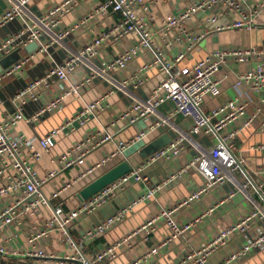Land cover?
Returning <instances> with one entry per match:
<instances>
[{
    "label": "built area",
    "instance_id": "obj_1",
    "mask_svg": "<svg viewBox=\"0 0 264 264\" xmlns=\"http://www.w3.org/2000/svg\"><path fill=\"white\" fill-rule=\"evenodd\" d=\"M30 1L11 0L9 8L0 16V26L16 20H21L23 23V27L17 33L5 38L0 43V59L16 49L23 50L30 43H37V49L4 70L0 77L23 72L36 54L47 53L53 44H62L63 40L79 26L93 21L98 16H106L111 11L120 17L107 31L97 32L96 36L82 48L69 52L61 63L54 64L44 77L34 80L18 92L12 100L16 103L14 113L10 116L0 117V256L5 257V260L8 257H21L14 264H35L23 260L24 258L59 260L58 264H101L114 260L120 247L128 244L140 234L148 236L155 230L158 223L163 222L168 230L166 237L157 245L145 248L140 256L129 263L145 264L176 240L185 236L192 226L203 217L212 214L216 205L210 207L201 217L186 223H179L177 220L176 216L180 209L188 207L209 191L226 182L233 185L251 202L252 208L236 222L227 226L218 225L215 234L207 242L192 248L189 253L174 264H210V257L231 242L235 234L245 236V240L238 250L228 255L220 264L238 263L246 259L252 252L263 250L264 167L248 172L244 170L245 160L240 155L235 156L234 154L235 139L244 129L254 126L259 115V108L255 107L254 111L248 114V107L253 104L251 100L244 102L239 98H228L217 108L206 111L204 101L207 98L218 99L221 96L222 85L230 75L229 69L226 68L231 67L232 62L241 67L237 73H233V87L237 89L246 87L256 95L261 94L264 91V46L223 45L191 65L182 64L186 62L187 57L198 43L212 33L229 30L250 31L254 22H260V17L264 13V0H168V3H179L181 7L176 10L177 13L161 18V30L157 33L148 24L152 20L151 9L155 7L157 0H96L94 6L77 23L60 30L57 28L61 19L69 14L81 0H63L60 4L51 6L45 16L29 15L28 18L26 5ZM227 14L235 17L232 20H225ZM198 15H203L204 22H207L201 33H196L188 26V22ZM42 30L48 31L50 35L48 42L44 44L39 40ZM172 31L177 33L175 41L180 37H185L187 45L184 50L175 54L173 60H169L164 52L155 47L154 40L161 32L166 37ZM129 35L137 36L132 46L110 57L101 64V67L91 66V60L98 56L99 50L103 46L110 42L117 44ZM169 45L170 43L167 44V46ZM144 51L152 53L153 59L149 63L139 66L128 80L113 84L118 90L127 93L130 87L136 89L143 85L144 75L147 71L157 69L164 77L154 88L152 99L140 101L132 98L133 102L128 110L108 124L101 125V130L92 132L64 154L55 158L54 162L59 169H67L75 165L83 166L85 157L92 150L104 143L113 142L115 144L113 152L104 156L98 163L85 167L86 169L78 176L64 183L49 197H46L42 192V187L46 181L54 178L56 173H48L45 179L38 176L34 164L39 162L41 154L35 149V140L15 134L14 127L22 120L33 122L41 116L53 113L63 104L66 97L77 95L79 89L89 85L95 76L104 78L107 76V72L125 70ZM87 64L92 67L94 72L82 77L78 84L71 83L70 76L80 65ZM222 70L224 72L221 77H217V74ZM53 82L59 83V95L47 101L33 116L26 118L23 115L22 106L26 101H37L40 98V89ZM106 98L107 96L104 95L93 102L84 104L75 116L60 127L49 131L44 138L38 139L40 147L47 152L53 148L58 135L85 126L98 110L107 108ZM165 102L171 103L172 110L167 116H162L158 107ZM258 103L264 104V96L259 98ZM175 116L191 121L189 133H183L175 128L176 135L171 138L167 146L145 159L135 169H131L128 174L89 200L80 202L81 205L78 207L69 210L63 209L64 199L71 195L76 198L82 188L83 180L96 175L99 171L109 170L115 166L119 163V159L126 158L125 153L132 147L142 142L145 143L151 137L155 138L168 132L161 130L171 129L173 127L171 120ZM152 117L155 119L151 120ZM140 120L146 124L144 129L138 130L127 141L114 142L112 133L114 128L120 127L126 122L134 126ZM259 127L264 129V122L259 124ZM195 135L213 138L214 141L208 148H203L197 142L190 141L197 153L175 174L169 175L161 184L147 190L145 195L117 210L92 229L84 231L77 240L71 237L69 231L80 217L94 212L130 182L146 183L147 177L143 175L145 166L157 161L177 158L184 151L189 138ZM250 150L264 154V144L257 143L250 147ZM188 171L198 173L202 177L203 185L201 187L191 191L176 205L160 210L139 229L132 231L121 241L105 247L101 252L87 253L82 250L84 242L105 234L114 225L122 222L132 212L135 205L155 197L163 186ZM240 177H243V181H240ZM78 185L81 187L77 189ZM250 187L259 194V202H255L248 194ZM232 196L231 192L227 199ZM56 199L59 203L52 205L50 200ZM42 208L49 211L47 218L41 219L38 215ZM12 226L21 230L24 226L27 230L25 237L28 247L21 256L15 252L10 253L8 250L9 244L18 237L16 232L8 230ZM53 233L61 235L72 254L58 257L45 251L43 244Z\"/></svg>",
    "mask_w": 264,
    "mask_h": 264
},
{
    "label": "crops",
    "instance_id": "obj_2",
    "mask_svg": "<svg viewBox=\"0 0 264 264\" xmlns=\"http://www.w3.org/2000/svg\"><path fill=\"white\" fill-rule=\"evenodd\" d=\"M63 0H31L26 5V10L29 15L35 17L45 16L51 6L60 4ZM168 0H157L155 7L151 9L150 15L151 22H148L152 30L157 33L161 30L160 20L168 15L177 13V9L181 7L179 3H168ZM96 0H81L77 6L67 15H65L57 30L61 28H69L82 18L94 4ZM10 0H0V16L10 6ZM120 16L111 11L106 16H98L91 22L79 26L67 38L63 40L62 44H53L47 53L36 54L33 60L26 66L21 73L8 77H0V117L10 116L16 109V103L13 97L23 90L26 86L31 84L34 80L44 77L49 69L54 65L61 63L71 51H76L86 45L99 31H107L111 25L118 20ZM235 16L231 14L226 15V19L232 20ZM203 15H198L188 22V26L196 33H201L204 30V25L207 22ZM23 27L21 20L12 21L8 24L0 26V43L7 37L17 33ZM175 35V36H174ZM177 33L172 31L166 37L161 32L154 40L155 47L160 49L166 55L167 59L173 60L175 54L184 50L187 45L185 37H180L175 41ZM137 36L129 35L124 40L116 43L110 42L108 45L103 46L98 53V56L93 58L90 62L94 68L101 67L102 63L110 57L121 53L129 46H132ZM50 38L49 32L42 30L39 40L42 44L48 42ZM170 43L169 46L167 44ZM223 45L235 46H264V13L260 17V22H254L253 28L250 31H237L229 30L221 33H212L201 40L194 48L191 54L187 57L186 62L182 65H191L196 60L202 59L207 56L212 50ZM20 58L28 56L29 53L25 49L20 50ZM153 59V54L147 51L141 52L125 70L107 72V76L96 77L89 84L81 87L77 95H71L65 98L63 104L51 114L41 116L36 121L27 122L20 121L14 127V133L17 135H24L26 138L34 139L35 149L40 152L41 159L34 164V169L41 179H45L48 173L55 172L56 176L44 184L42 192L46 197L59 188L66 182L71 181L84 171L87 166H92L98 163L107 154L115 150L113 142L104 143L102 146L92 150L86 157L83 166H72L67 169H59L55 164L54 159L64 154L73 145L79 143L86 136L94 131L101 130V125L108 124L114 118L121 115L128 110L133 102L132 98L140 101H147L152 99V92L154 88L161 82L163 75L157 69H151L144 75V83L139 88H129L128 92H122L113 83H121L132 77L133 73L144 63H149ZM92 67L87 65H80L74 74L70 76V82L78 84L82 77H86L93 73ZM229 69V78L224 82L221 89V96L218 99L207 98L204 101V109L206 111L217 108L228 98H239L240 101L247 102L251 100L253 104L248 107L247 113L250 114L254 111L255 107L259 108V115L256 119L254 126L244 129L234 141V154L240 155L245 160L244 170L251 172L257 168L264 167V154L250 150V147L257 143L264 144V129L259 127V124L264 122V104L258 103L261 96H264V91L256 95L246 87L239 89L233 87L234 76L241 69L239 65L231 63ZM225 70V69H224ZM219 72L217 77H221L222 73ZM111 80V81H109ZM110 83V84H109ZM60 93V86L58 82H53L48 86L40 89V98L37 101H26L22 106L23 115L27 117L33 116L47 101L54 99ZM106 95L107 108L98 110L94 117H91L89 122L83 127H77L71 132H65L55 138L54 146L49 151H44L38 139L44 138L49 131L60 127L68 119L78 113L84 104L95 101L96 99ZM172 110V105L165 102L158 107V111L162 116H167ZM155 118L152 117L151 120ZM172 126L164 128L161 131L166 132L171 138L176 135L175 128L183 133H189L191 121L183 119L180 116H175L171 120ZM145 122L140 120L136 125H129L127 122L120 127L113 129L114 142L127 141L131 139L138 130L144 129ZM163 134V133H162ZM160 134V135H162ZM159 135V136H160ZM156 136L155 138L159 137ZM155 138L151 137L145 143H140L129 149L125 156L126 158L119 159V163L126 161L130 164L131 169H135L143 161L138 156V151L147 143ZM184 151L174 159L167 161H157L154 164L145 166L143 175L147 177L146 183L130 182L124 189L117 191L113 196L105 201L94 212L83 215L70 229L69 233L74 240L80 238L84 231L92 229L101 221L113 215L117 210L135 202L138 198L145 195L147 190L155 188L161 184L166 178L175 174L178 169L188 162L197 151L193 143L200 144L203 148H208L210 143L214 141L213 138L191 136ZM191 141V142H190ZM191 143V144H190ZM118 164V163H117ZM116 164V165H117ZM107 169L99 171L96 175L88 177L81 182L82 187L89 182L100 176ZM243 179V178H242ZM203 185V179L198 173L186 172L181 174L178 178L163 186L155 197L139 202L134 206L132 212L125 217V219L114 225L105 234L93 240L84 242L82 250L87 253L101 252L105 247L113 245L121 241L132 231L139 229L147 220L154 217L160 210L170 208L176 205L180 200L184 199L189 193ZM81 186H77V189ZM233 196L229 197V193ZM248 194L255 202H259V194L253 188H249ZM68 196L64 199V205L68 209L78 207L80 202L77 198ZM71 197V198H69ZM53 205L58 204L59 201L50 200ZM216 205L212 214L203 217L199 222L192 226L191 230L182 238L176 240L171 246L162 250L151 261L145 264H174L178 260L190 252L192 248H196L207 242L214 234L218 225L227 226L236 222L243 214H246L251 208L252 203L249 202L235 187L229 183H225L215 189L209 191L201 199L193 202L188 207L180 209L177 214L179 223L191 222L195 218L201 217L210 207ZM41 219L47 218L49 211L42 208L38 213ZM38 216V217H39ZM35 218H37L35 216ZM29 223V222H28ZM27 225V222H25ZM17 229L15 226L9 227L10 232H16L17 238L8 246L9 252H15L18 256L27 249L26 243L27 230L24 226ZM168 230L163 222L155 226V230L148 236L140 234L138 237L133 238L128 244H124L116 252V257L112 261H106L101 264H129L138 256L141 255L143 250L150 246H155L160 243L167 235ZM250 234V233H249ZM145 239H147L145 241ZM245 240V236L237 234L231 242L224 248L215 252L209 260L210 264H220L224 262L225 258L231 253L240 248ZM45 251L49 254H54L58 257H63L72 254L68 245L61 238L59 233L51 234L43 244ZM21 257H8L0 256V264H14L20 260ZM23 259V258H22ZM28 262L35 264H58L59 260H35L31 258H24ZM264 262V249L252 252L246 259L234 264H261Z\"/></svg>",
    "mask_w": 264,
    "mask_h": 264
},
{
    "label": "water",
    "instance_id": "obj_3",
    "mask_svg": "<svg viewBox=\"0 0 264 264\" xmlns=\"http://www.w3.org/2000/svg\"><path fill=\"white\" fill-rule=\"evenodd\" d=\"M27 53H31L37 49V43H30L25 48ZM20 50L16 49L9 55L0 59V74L15 64L20 59ZM171 141V137L168 133H163L159 137L155 138L151 142L144 145L139 151L138 156L140 159L145 160L163 147L167 146ZM131 171V166L128 162L123 161L113 166L109 170L102 173L100 176L89 182L82 187L76 198L79 202H85L98 194L107 186L114 183L122 176L128 174Z\"/></svg>",
    "mask_w": 264,
    "mask_h": 264
},
{
    "label": "rangeland",
    "instance_id": "obj_4",
    "mask_svg": "<svg viewBox=\"0 0 264 264\" xmlns=\"http://www.w3.org/2000/svg\"><path fill=\"white\" fill-rule=\"evenodd\" d=\"M10 3H11V0H10ZM243 177H240V181H243L242 179ZM236 189V188H235ZM237 234H235L232 238H234Z\"/></svg>",
    "mask_w": 264,
    "mask_h": 264
},
{
    "label": "trees",
    "instance_id": "obj_5",
    "mask_svg": "<svg viewBox=\"0 0 264 264\" xmlns=\"http://www.w3.org/2000/svg\"><path fill=\"white\" fill-rule=\"evenodd\" d=\"M53 205H56L55 203ZM64 210H69L65 205H63Z\"/></svg>",
    "mask_w": 264,
    "mask_h": 264
}]
</instances>
